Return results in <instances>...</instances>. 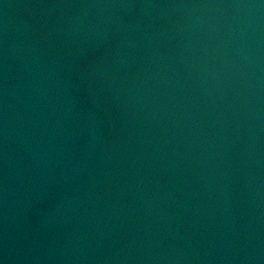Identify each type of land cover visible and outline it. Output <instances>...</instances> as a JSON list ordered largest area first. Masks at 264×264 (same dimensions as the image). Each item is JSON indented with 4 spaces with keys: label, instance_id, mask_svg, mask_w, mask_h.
Returning <instances> with one entry per match:
<instances>
[{
    "label": "water",
    "instance_id": "95a60500",
    "mask_svg": "<svg viewBox=\"0 0 264 264\" xmlns=\"http://www.w3.org/2000/svg\"><path fill=\"white\" fill-rule=\"evenodd\" d=\"M0 264H264V0H0Z\"/></svg>",
    "mask_w": 264,
    "mask_h": 264
}]
</instances>
